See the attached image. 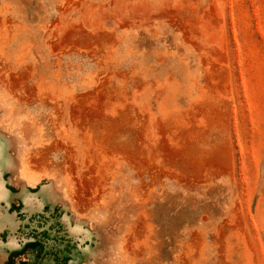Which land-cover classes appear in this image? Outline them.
<instances>
[{
  "label": "rangeland",
  "instance_id": "374dc122",
  "mask_svg": "<svg viewBox=\"0 0 264 264\" xmlns=\"http://www.w3.org/2000/svg\"><path fill=\"white\" fill-rule=\"evenodd\" d=\"M0 264H264V0H0Z\"/></svg>",
  "mask_w": 264,
  "mask_h": 264
}]
</instances>
